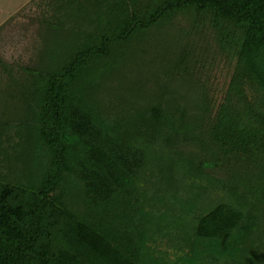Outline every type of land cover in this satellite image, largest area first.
<instances>
[{"label":"trees","instance_id":"16d2710c","mask_svg":"<svg viewBox=\"0 0 264 264\" xmlns=\"http://www.w3.org/2000/svg\"><path fill=\"white\" fill-rule=\"evenodd\" d=\"M48 1L34 67L0 58L23 104L0 119V264H264V0ZM188 13L233 65L220 101ZM151 31L178 82L113 115L99 63Z\"/></svg>","mask_w":264,"mask_h":264},{"label":"rangeland","instance_id":"374dc122","mask_svg":"<svg viewBox=\"0 0 264 264\" xmlns=\"http://www.w3.org/2000/svg\"><path fill=\"white\" fill-rule=\"evenodd\" d=\"M49 3L48 0L43 4L40 0H0V58L8 65L10 71L6 73L12 74L18 79L17 82L25 76V69L34 67L42 43L41 33H38V21L51 20L50 16L54 14V10L48 7ZM193 20L191 13L179 14L174 18L173 26L181 29L180 34H186L183 38L185 45L195 49L193 58L199 63L197 71L200 73L198 76L201 77L202 84L197 86L209 89V95L220 101L233 65L224 60L225 56L221 59V55L215 53V46L211 39H206V33L198 34L194 31ZM170 31L171 28L168 27L163 32ZM161 39L162 35L158 32L151 31L149 34L141 32L136 36L133 44L126 48L132 59L115 55L112 58L116 59L115 62L114 60L110 62L111 58H109L99 63V69H102L104 74L113 75L110 82L107 81L110 92L107 93V101H105L106 105L109 104L110 110H113V115L115 112L127 110L124 105L125 99L129 95L133 96L138 90L148 89L152 85L151 87L160 90L163 96L167 91L173 90L169 85L178 82V78L177 74L171 71L170 65H166L162 60L172 57L164 55ZM117 51V54L122 52ZM201 67L205 69L201 70ZM6 73L0 69V119L14 120L15 116L21 113L18 108L23 104L18 101L17 86ZM194 81L192 79V82ZM126 82L127 84L124 85ZM113 88L118 89V95L120 93L121 95L116 97ZM127 91H130L129 94ZM12 133L11 131L10 135ZM2 171L4 170H0V173Z\"/></svg>","mask_w":264,"mask_h":264}]
</instances>
